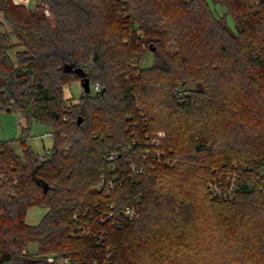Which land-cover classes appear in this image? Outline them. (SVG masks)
Returning <instances> with one entry per match:
<instances>
[{"label":"trees","instance_id":"trees-1","mask_svg":"<svg viewBox=\"0 0 264 264\" xmlns=\"http://www.w3.org/2000/svg\"><path fill=\"white\" fill-rule=\"evenodd\" d=\"M41 1L52 17L0 0V110L24 118L21 156L0 139V264H264V0ZM78 67L101 89L72 102ZM159 129L173 164L143 158ZM232 173L234 198L214 196Z\"/></svg>","mask_w":264,"mask_h":264},{"label":"rangeland","instance_id":"rangeland-1","mask_svg":"<svg viewBox=\"0 0 264 264\" xmlns=\"http://www.w3.org/2000/svg\"><path fill=\"white\" fill-rule=\"evenodd\" d=\"M41 0H31V4L34 2H40ZM210 4V7L214 14L216 16H222L224 15V8L214 2L213 0H207ZM254 5H257L259 1L252 0ZM35 5H28L27 8L33 7ZM49 17H52V13ZM225 20L227 25L234 29V23L232 18L229 15H225ZM8 29V28H7ZM153 62V55L151 51H147L142 62L138 63L139 66L147 67L150 66ZM84 88L81 85V82L79 80L71 82L69 85H67L63 92L64 96L72 102H76L81 94L84 92ZM24 123V118L21 116L18 112H9L0 110V139L2 140H9L11 142L12 148L14 149L15 153H17L19 156L22 155V149L21 145L18 141H15L17 137L20 135L21 126ZM159 131H162L164 134L165 132L161 129L157 130L155 134H157ZM44 136L41 138V135ZM26 142L29 145V147L33 150L34 153L40 155L43 154L46 149H49L52 145V136L50 133V128L37 121H32L28 135L26 137ZM233 174V173H232ZM235 179H236V185L240 183V177L234 173ZM222 174H218V177L221 179V187L223 188V191L227 194L230 191V196L227 198V200H231L234 198L235 195V185H230L228 181V175L225 176V178H222ZM233 180V182L235 181ZM209 186V184H208ZM47 211V208L44 206H33L30 207L27 210L26 213V222L30 224H36L39 222L41 216ZM29 251L33 252L36 249V244L31 243L28 245L27 248Z\"/></svg>","mask_w":264,"mask_h":264},{"label":"built area","instance_id":"built-area-1","mask_svg":"<svg viewBox=\"0 0 264 264\" xmlns=\"http://www.w3.org/2000/svg\"><path fill=\"white\" fill-rule=\"evenodd\" d=\"M12 1L15 4L24 5L26 8L28 7V5H35L33 7H30V9L42 11L45 16H50V14H51V12L49 10V6L46 2L40 1V2H34L33 4H31L30 3L31 0H12ZM255 1H259V0H255ZM100 89H101L100 85L98 83H94L90 87V92L92 94H95V93H98L100 91ZM43 136H44V134L41 135V138ZM163 137H164V133L162 131H159L157 134H155L151 138H149V141H150L153 149H150V148L145 149V152L143 154L144 159L152 158V160L154 162H157V163H165V164H173L174 163L175 159L173 157L169 156L167 153H165L162 149L159 148L161 139ZM47 154H49V149H46L43 154H40L39 158L43 159ZM116 156H117L116 151H112L107 156V159L112 160ZM152 167H153V165H152ZM130 169H131L133 174L141 173L143 171V169L136 164H131ZM260 172L264 176V170H261ZM234 179H235L234 173L231 175H228V181L231 180V182H229L230 185H233V186L235 185V188H236L237 187L236 179L233 182ZM220 183H221L220 177H213L209 182V188H210V190L214 196H217V197L223 198V199H227L230 196V191L226 194L223 191V188L221 187ZM105 184H107V186H108V190H107L108 192L107 193H109L110 190H113L116 187V182L114 180L111 179V180L105 181L104 178H101V181L97 185V188L103 189V186ZM110 207L113 208V205H111ZM112 214H113V211H110L109 216H112ZM121 214H122V216H124L125 218H128V219H132V218L137 217L139 214L138 204L133 199L132 200L129 199L128 202L121 209ZM53 259H54L53 256L47 257V261H49V262L53 261ZM60 261L61 262H67L68 257H62L60 259Z\"/></svg>","mask_w":264,"mask_h":264},{"label":"water","instance_id":"water-1","mask_svg":"<svg viewBox=\"0 0 264 264\" xmlns=\"http://www.w3.org/2000/svg\"><path fill=\"white\" fill-rule=\"evenodd\" d=\"M72 68H73L72 65L69 66V71H71ZM74 71L79 74V76L81 78L80 79L81 85L84 88L85 92L88 93L90 91L89 79L87 78L84 70L82 68L78 67V68H75ZM80 121H81V118H79L77 122H80ZM5 264H7V263H5Z\"/></svg>","mask_w":264,"mask_h":264}]
</instances>
